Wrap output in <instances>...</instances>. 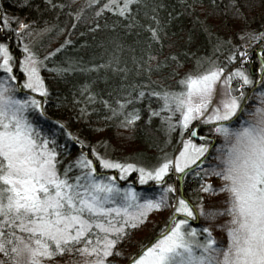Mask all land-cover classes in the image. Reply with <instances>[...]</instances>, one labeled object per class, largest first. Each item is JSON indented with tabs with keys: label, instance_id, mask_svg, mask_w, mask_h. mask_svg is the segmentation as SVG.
<instances>
[{
	"label": "snow or ice",
	"instance_id": "1",
	"mask_svg": "<svg viewBox=\"0 0 264 264\" xmlns=\"http://www.w3.org/2000/svg\"><path fill=\"white\" fill-rule=\"evenodd\" d=\"M131 3L107 0L101 10L123 16ZM0 24L9 29V17H0ZM26 28L20 23L15 32L20 35ZM152 34L155 38V29ZM261 38L264 32L251 33L253 41ZM21 47L24 55L19 68L26 78L22 81L15 74L10 46L0 42V252L8 256L10 248L12 264H21L17 258L25 253L27 264H42L44 258L65 251L91 257L85 264H110V256L121 255L115 246L129 230L145 224L153 210L165 207L172 209L168 222L152 242L129 258V264H264V47L255 80L244 68L248 53L240 51L239 67L227 70V65L204 58L197 65L207 62L208 67L185 73L178 90L149 93L161 103V108L149 109L150 115L160 116L169 131L178 127L181 133L182 146L174 154L165 153L156 164L143 166L107 158L93 147L91 155L100 169H116L121 179L135 170L141 185L152 181L159 186L154 198L131 186L119 187L114 177L98 173L94 160L83 151L62 164L66 150L55 132L43 126L46 117L41 101L27 92L18 94L21 86L42 96L48 94L38 71L42 61L27 46ZM235 58V53L227 57L228 61ZM248 85L260 88L256 91L259 103L251 108L246 106ZM143 95L141 91L135 99ZM126 103L117 101L119 107L112 109L113 114L125 115ZM138 118L137 110L128 111L121 126ZM198 121L214 133L200 137L207 143H194L198 129L191 125ZM65 135L71 138L66 129ZM205 161L207 167L201 169ZM201 171L222 181L219 188L202 184L201 191L227 194L226 208L209 213L200 209L201 216L230 217L217 225L226 232V244L217 242L208 227L190 224L197 219L196 209L179 189L189 173L199 176ZM170 176L175 177L173 183L168 182ZM20 232L28 235L27 241ZM201 233L203 240L197 239Z\"/></svg>",
	"mask_w": 264,
	"mask_h": 264
},
{
	"label": "trees",
	"instance_id": "2",
	"mask_svg": "<svg viewBox=\"0 0 264 264\" xmlns=\"http://www.w3.org/2000/svg\"><path fill=\"white\" fill-rule=\"evenodd\" d=\"M106 2L0 0V17H9V29L0 24V42L10 46L15 57V74L21 81L19 59L24 55L21 44L42 61L38 67L47 96L22 86L18 94L27 92L41 101L46 117L43 126L55 132L66 150L62 164L83 151L94 160L97 172L114 177L119 187L131 186L143 196L154 198L159 186L152 181L141 185L135 170L121 179L116 169H100L91 155L93 147L107 158L143 166L156 164L165 153L174 154L181 133L178 127L169 131L160 116L150 115L149 109H159L161 103L149 93L178 90L185 73L208 67L207 62L198 67V60L208 58L230 70L238 65L240 51L247 52L259 43L264 45V38L253 41L242 37L264 32V0H132L123 16L118 11L101 10ZM21 20L27 28L17 35L15 29ZM233 53L236 58L228 61L227 57ZM249 56L254 58V64L247 71L255 80L261 59L252 50ZM256 88L260 90L259 85ZM245 90L250 97L253 86H245ZM141 91L144 95L135 99ZM117 101H128L124 105L125 115L133 109L138 112L139 118L127 127L121 126L125 115L113 114L112 109L119 107ZM60 124L65 127L60 128ZM65 129L71 138L65 135ZM197 129L204 137L214 135L208 125L200 124ZM78 141H83L84 146ZM207 164L205 161L200 168ZM208 177L213 176L202 171L199 176L189 173L179 190L196 209L197 219L190 220L191 226L208 227L217 242L226 244V232L217 225L225 224L230 217L200 215L201 208L209 213L227 207L226 193L201 191L202 184H210L212 188L222 184L219 178L210 182ZM174 180L170 176L168 182ZM171 212L169 207L150 212L145 224L129 230L115 246L121 255H112L109 261L128 260V264L142 245L149 244L160 233ZM140 229L145 230L144 235H140ZM203 238L202 233L197 237Z\"/></svg>",
	"mask_w": 264,
	"mask_h": 264
},
{
	"label": "rangeland",
	"instance_id": "3",
	"mask_svg": "<svg viewBox=\"0 0 264 264\" xmlns=\"http://www.w3.org/2000/svg\"><path fill=\"white\" fill-rule=\"evenodd\" d=\"M21 22H22V20L20 21V23ZM242 37L245 38V39H247V40H250L251 39V34L249 33L246 37L245 36H242ZM241 41H244V40H242V38H241ZM255 46L252 47L251 50L252 51H255L256 56H258L260 58V55H259L260 49L262 47H264V45L262 43H259V44L255 45ZM251 50H248L247 51L248 55L251 52ZM241 59L238 61V65H236V67H239L240 66ZM253 59H254L253 57L249 56V59L247 61H244V68L246 70H247V68H250L251 66H253V64H254ZM260 64H261V62L259 63V66H260ZM38 71H39V76L41 77V72L39 70V67H38ZM20 73H21L20 75L22 76V79L23 80L26 79L23 76V73L21 72V70H20ZM41 79H42V77H41ZM256 90H257V88H255V89L253 88V90L251 91L250 97H248V99H247V105L246 106L249 107V108H251L253 105L259 103V100H258V98L256 96V92H255ZM218 98H219V85H217V100H218ZM213 102L215 103L216 100H214ZM209 111H210V109H209ZM178 118L179 117H178V114H177V116L175 117V119H178ZM200 124H204V123L202 121L193 122V125H191V126H195L197 128V126L200 125ZM208 127L211 128L209 125H208ZM185 133L187 134V130H185ZM201 136L202 135L198 133V135L194 138V143H201V140H200V137ZM217 141H218V143L220 142L219 137L216 138V142ZM204 142L207 143V141H204ZM181 146H182V139L179 141V144H178L177 149H176L175 152L179 151V148ZM211 159H212V157H211ZM173 171H174V169H173ZM129 173H127V175ZM208 180L210 182H214V181L216 182V181H218V177H216V176L208 177ZM139 232H140V235H144L145 230L144 229H140ZM19 235H21L22 237H24L25 241H27L28 235L26 233L20 232ZM76 247H79V245H77ZM17 259L21 262V264H27V254L26 253L23 254V255H21ZM90 259H91V257H89L86 254L85 255H81V254H79L78 252H75V251H73V252H67V251H65L62 254L61 253H58V254L50 257V258H44L42 260V264H85V262L86 261H89ZM110 261H113V264H127V262H128V260H124L123 261V260H118V259L116 261L115 260H110ZM0 262H2V264H12L10 248H9V255L8 256H5L3 252H0Z\"/></svg>",
	"mask_w": 264,
	"mask_h": 264
}]
</instances>
